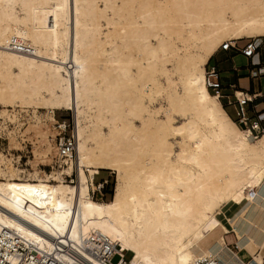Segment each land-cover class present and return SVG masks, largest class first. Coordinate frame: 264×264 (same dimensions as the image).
<instances>
[{"label":"bare ground","instance_id":"1","mask_svg":"<svg viewBox=\"0 0 264 264\" xmlns=\"http://www.w3.org/2000/svg\"><path fill=\"white\" fill-rule=\"evenodd\" d=\"M252 38H264V0H0V111L45 108L61 122L55 110H73L77 137L75 159L56 144L49 173L9 169L0 153V236L66 262L69 246L106 264L84 249L95 237L130 264H264L225 243L235 232L240 249L257 245L222 212L264 234V132L230 117L206 68L225 42ZM12 111L0 133L18 148ZM32 118L24 130L51 161L47 123ZM101 170L118 176L108 201L92 197Z\"/></svg>","mask_w":264,"mask_h":264},{"label":"built area","instance_id":"2","mask_svg":"<svg viewBox=\"0 0 264 264\" xmlns=\"http://www.w3.org/2000/svg\"><path fill=\"white\" fill-rule=\"evenodd\" d=\"M261 42L256 39H249L244 44H239L238 42L233 43L232 41L225 42L220 48L222 51L234 50L236 53L241 52L248 58L254 57L261 48ZM262 67L257 71L255 68L251 70V75L257 76L263 73ZM256 71V72H255ZM207 85L210 90L214 92L215 95L224 100V105L234 106L237 118L255 135H260L264 131V126L262 122L264 118V111H259L257 109L256 100L260 97H264V90L260 92L251 93L249 91L241 90L243 96L238 95V89L235 85H229L228 89L232 92H226L225 87L220 79V70L217 65H208L207 69ZM252 105L253 115L252 116L248 110V107ZM57 129H62L60 133L56 136V144L61 151L62 157L76 158L77 151V137L75 135L76 125L63 120L57 122L55 125ZM68 153V154H67ZM70 177V176H68ZM76 177V176H75ZM71 180V179H70ZM100 183L103 186H100ZM107 180L100 181L98 183V188L96 191L99 193L103 192L104 185ZM93 191V195L95 196ZM67 253L73 257V262H66L64 258L58 257L56 254L49 252H38L34 250L33 252L25 245L19 238L12 239L9 236H0V264H89L91 263L89 258L83 254H78L81 256H73L71 254V247L66 246ZM88 252L95 254L96 256L104 257L106 264H130V260H126L124 257L125 250L117 251L114 249L111 242L106 238H91L90 245L84 248ZM118 255L119 260L117 263H113L112 258ZM200 264H214L212 260H202Z\"/></svg>","mask_w":264,"mask_h":264},{"label":"rangeland","instance_id":"3","mask_svg":"<svg viewBox=\"0 0 264 264\" xmlns=\"http://www.w3.org/2000/svg\"><path fill=\"white\" fill-rule=\"evenodd\" d=\"M245 40H247V39H245ZM257 40H262L263 41V45H264V38H258ZM238 43L242 44V43H245V42L238 41ZM259 51L260 52H263V47ZM225 54L228 55V57H231V55H235L236 54V51H234V50L221 51V48H219L218 51L214 54L216 56L215 59L217 58V56L221 58V56H225ZM211 64L214 65V61H212ZM263 66H264V64L263 63H260V64H254V65L253 64H250L249 67H250V69L255 68V70L257 71L258 69H260ZM206 68H208V64L206 65ZM14 71L15 72L18 71L16 67L14 68ZM220 76H221V71H220ZM263 76H264L263 73H260L259 75L257 74V76H253L252 78H254V77L260 78V77H263ZM263 83H264V81H263ZM239 85L241 87L242 86H246L247 85V82L245 80L239 81ZM259 85H260L259 88L261 89L263 86H261V83ZM252 87L255 89V82H253V86ZM210 92L212 94H214V92L212 90H210ZM220 100L222 102L223 107L225 108V110L227 111V113L230 115V117L233 120H235L236 122H238L239 125L242 127V129L246 130L247 126H245L237 118V116L235 115V113L232 111V109L229 106L224 105V100H222L221 98H220ZM261 100H264V97L258 98L256 100V103L259 102V101H261ZM154 103H155L154 104L155 106L160 107L161 104H165V101L162 100V99H159L158 101H156ZM7 108H8V111L10 109H13L12 115H10V118L13 117V119L15 121H17V123H12L10 120H8V121H6L7 125H9V128L12 129L13 132H15V131L16 132H21V133H17L18 136H21V137L17 138V139H19L17 141L18 148H16L14 145H12L10 143L9 137L7 136V134H5V132H3V133L1 132L0 133V134H3L2 137H0V153H3L6 156V165L9 167V169H16V168H19V169H22V170L25 169V172H24L25 174H27L29 171L30 172H34L35 170H38V171H46V172L49 173L51 170L54 171L53 169H60L59 168V164H62V163L59 160V157L57 155L56 137H55L56 136V129L53 128V127H55V125L57 124V122L51 121L48 118H46V114L47 113H50L51 114V111L48 110V109H45V108H36V109H34L32 107L21 108L19 106H15V107L12 106V107H7ZM2 109H3V107L0 106V110H2ZM19 109H22L24 111V113H23L22 110H19ZM8 111H7V113H3V112L0 111V121H3V119H1V117L9 116V112ZM19 113H20V115H19ZM23 114H24L25 117L23 116ZM35 114L43 118V122L47 123V129L49 128L48 130H50V131H48L49 132V137H50V139L52 141V144L55 145V146L53 145L54 146V149H53L52 155L53 154L54 155L53 156L51 155L52 156L51 161H46V159H43L42 157H40V155H38V154L36 155L35 154V150L37 149L36 146L39 145L37 136L35 135L34 131L31 132V134H30V133H27V131L24 130V129L27 130L28 127L30 128V126H32L31 123H33V121H34V118H32V117ZM54 117L58 121L67 120V122H70L71 124H75V122H76V120H75V112L73 110H66V109L55 110ZM176 117H177L178 121H181L182 120V117L181 116H176ZM179 117H181V118H179ZM262 117L264 118V115H262ZM20 123H22V124L20 125ZM29 123H30V125H29ZM262 124L264 126V121L262 122ZM14 127H15V130H13ZM12 131H10V132H12ZM263 132L260 135H262ZM253 135L254 136H252V138H255V136H257L254 133H253ZM260 135H258V136H260ZM27 136H28V138H27ZM4 163L0 164V166L2 168H5ZM76 171H77V169L75 167L74 176H76ZM112 177L115 180V186H116L117 181H118L117 173H114L111 170H101L99 172V174L96 175V177H95V186H93V187L94 188H97L98 187L97 186V183L102 178H112ZM263 190H264V181L260 185V187L258 189V192H261ZM114 191H115V188H114ZM103 196H104V192L99 193L98 191H96L95 196L93 195L92 197L94 199H96V200H103ZM104 201H106V200H104ZM223 214L225 216H228L229 219L232 218V212H230V211L225 210V211H223ZM225 240H226V244L230 248H232L234 251L237 252L239 250H242L237 245V241L238 240H237V237H236V234L235 233L226 234L225 235ZM259 253L264 258V247L259 250ZM254 254H258V253H254ZM132 255H133L132 252L126 251L125 254H124V257H125L126 260H128L129 258L132 257ZM250 259H252V256L249 258V260ZM118 260H119V256L118 255H115L112 258L113 263H117Z\"/></svg>","mask_w":264,"mask_h":264},{"label":"crops","instance_id":"4","mask_svg":"<svg viewBox=\"0 0 264 264\" xmlns=\"http://www.w3.org/2000/svg\"><path fill=\"white\" fill-rule=\"evenodd\" d=\"M241 41L245 42L244 40H241ZM242 44H244V43H242ZM262 47H263V52L259 51L252 58H248L240 52L236 53L235 55H231V57H228V55H226V54H225V56H221V58L217 56L216 59H215L216 56L214 55L212 61H214V65H217L219 70L221 71L220 79H221L222 84L226 88L225 89L226 92H232V90L228 89L229 85H231V84L236 86V88L238 89V92H242L241 90H245V91L247 90L251 93H254V92H260L261 90H264V83H263L264 76L260 77V78H258V77L252 78L253 75H251V70H253V69H250V67H249L250 64H253V65L254 64H260V63L264 64V45ZM261 71L263 72V75H264V66L262 67ZM243 80H245L247 82V85L241 87L239 85V81H243ZM253 82H255V89L252 87ZM260 83H261V86H263L261 89L259 88ZM229 107L235 113V107L234 106H229ZM257 109L260 112L264 110V100L257 102ZM235 115H236V113H235ZM228 208H229V206H226V207H223L222 210L228 211ZM239 218H240V215H235V216L233 215L232 216V223L234 224V223L238 222L236 224V226L241 230L245 229L246 233H249L251 231L249 234L252 233V235L254 236L255 241L257 243V245L251 243L250 244L251 248L244 247V248H242V250H239L237 252L235 251L242 261L248 262L249 258L251 256L253 257L254 253L260 254L259 250L264 247V234L263 233H255V229L253 230L251 228V226H249V225L244 227V228H241L242 222H240L241 220H239ZM234 220H236V221H234ZM232 223L230 225H232ZM247 229H249V230H247ZM253 232L255 234H253ZM231 233H235V232H230L229 234H231ZM236 237H237V235H236ZM224 240H225V238H224ZM237 240L239 241L238 237H237ZM238 241H237V245H238ZM225 243H226V240H225Z\"/></svg>","mask_w":264,"mask_h":264},{"label":"trees","instance_id":"5","mask_svg":"<svg viewBox=\"0 0 264 264\" xmlns=\"http://www.w3.org/2000/svg\"><path fill=\"white\" fill-rule=\"evenodd\" d=\"M213 57L214 56H212L210 58L209 64L212 63ZM248 110H249L250 114L253 116L252 105H250L248 107ZM104 180H107V183L104 185V189H103V192H104L103 200L108 201V200H111L112 199V196L114 194L115 180H114L113 177L112 178H102L101 179V181H104Z\"/></svg>","mask_w":264,"mask_h":264}]
</instances>
